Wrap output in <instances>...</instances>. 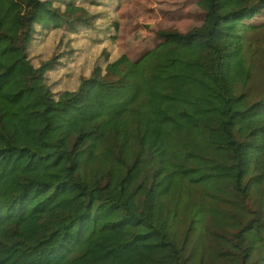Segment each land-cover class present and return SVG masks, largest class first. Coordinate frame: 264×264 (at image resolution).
I'll return each instance as SVG.
<instances>
[{
    "label": "trees",
    "instance_id": "16d2710c",
    "mask_svg": "<svg viewBox=\"0 0 264 264\" xmlns=\"http://www.w3.org/2000/svg\"><path fill=\"white\" fill-rule=\"evenodd\" d=\"M263 17L264 0H0V52L21 53L42 119L0 138L40 176L0 227L30 206L56 239L39 264H264Z\"/></svg>",
    "mask_w": 264,
    "mask_h": 264
},
{
    "label": "rangeland",
    "instance_id": "374dc122",
    "mask_svg": "<svg viewBox=\"0 0 264 264\" xmlns=\"http://www.w3.org/2000/svg\"><path fill=\"white\" fill-rule=\"evenodd\" d=\"M244 1V0H241ZM129 6L128 12L134 15ZM136 17L134 26L141 24ZM264 21V17L258 19ZM191 25H195V18H191ZM150 35V40L153 39ZM138 36V40L146 36L143 31H135L132 38ZM260 39V46L264 48V28L256 33ZM144 40V38L142 39ZM124 43L127 40L124 39ZM149 44H136V49L127 43L126 48L138 53ZM20 52H0V73L7 72L8 80L0 83V138L11 136L15 140L26 141L28 136L35 133L42 125V119L38 111L39 102L34 91L23 80L26 72L24 63L18 58ZM259 72L254 77L256 90L264 86V60L258 66ZM21 92L15 94L16 91ZM29 178H40L36 171L20 167L14 170L10 160L0 161V206H5L21 193L22 185ZM30 206L17 220L6 221L0 227V264H39L43 258L52 252L56 239H51L36 225V219L28 215Z\"/></svg>",
    "mask_w": 264,
    "mask_h": 264
}]
</instances>
